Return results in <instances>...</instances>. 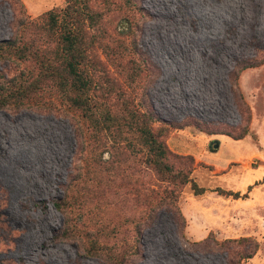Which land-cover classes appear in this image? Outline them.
I'll return each instance as SVG.
<instances>
[{"label": "rangeland", "instance_id": "obj_1", "mask_svg": "<svg viewBox=\"0 0 264 264\" xmlns=\"http://www.w3.org/2000/svg\"><path fill=\"white\" fill-rule=\"evenodd\" d=\"M90 3L101 80L170 124L207 190L162 181L135 140L96 141L56 97L0 108V264H264V0ZM65 4L0 0V41ZM31 66L0 59V83Z\"/></svg>", "mask_w": 264, "mask_h": 264}, {"label": "trees", "instance_id": "obj_2", "mask_svg": "<svg viewBox=\"0 0 264 264\" xmlns=\"http://www.w3.org/2000/svg\"><path fill=\"white\" fill-rule=\"evenodd\" d=\"M65 2L62 9L40 15L36 24L28 21L29 31L23 30L26 32L0 41L1 60L32 64L13 77L2 78L0 108H43L47 99L56 97L87 122L96 141L108 137L113 142L135 140L132 145L138 152L146 153L147 164L162 181L180 187L190 183L196 195L205 193L207 189L191 176L193 157L176 155L168 147L165 138L170 124L154 112L136 106L124 91L120 93L111 87L105 77L101 80V62L93 51L104 36L100 27L102 12L93 9L90 0ZM35 30L41 36L35 33V37L28 38ZM254 65L247 63L246 67ZM118 95L120 102H111ZM248 133L249 127H245L234 138L240 139ZM216 190L240 197L239 192ZM56 207L61 210L63 203L56 202ZM240 240L252 241L249 237ZM249 243L251 252L243 253V258L253 257L259 249L257 242L253 246Z\"/></svg>", "mask_w": 264, "mask_h": 264}, {"label": "water", "instance_id": "obj_3", "mask_svg": "<svg viewBox=\"0 0 264 264\" xmlns=\"http://www.w3.org/2000/svg\"><path fill=\"white\" fill-rule=\"evenodd\" d=\"M216 147H217V145H216Z\"/></svg>", "mask_w": 264, "mask_h": 264}]
</instances>
